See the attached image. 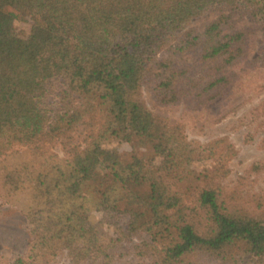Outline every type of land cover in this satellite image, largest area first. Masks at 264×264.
Masks as SVG:
<instances>
[{"label": "trees", "instance_id": "1", "mask_svg": "<svg viewBox=\"0 0 264 264\" xmlns=\"http://www.w3.org/2000/svg\"><path fill=\"white\" fill-rule=\"evenodd\" d=\"M226 11L246 14L264 30V0H0V156L14 146L38 153L97 113L103 132L117 139L150 136L152 121L140 92L151 82L161 104L211 99L224 79L219 61L229 63L241 50L238 33L221 34ZM209 14L218 16L203 32L187 29L175 38L191 20ZM26 16L30 30L23 37L13 22ZM169 132L163 129L153 146L165 169L183 159L180 142ZM101 138L92 137L64 164L38 173L32 184L20 173H2L9 193L29 189L32 197L25 215L28 259L15 264H38V254L56 249L65 251L70 264L107 257L92 210L128 215L129 233L145 228L170 235L164 263L176 264L195 251L221 256L236 246L264 263V220L222 211L216 191L206 188L197 200L212 229L198 234L179 216V199L162 181L144 177L137 158L122 165L115 150L102 148ZM142 181L149 183L144 198L128 188ZM122 198L142 212L120 210ZM147 211L150 219L140 222Z\"/></svg>", "mask_w": 264, "mask_h": 264}, {"label": "rangeland", "instance_id": "2", "mask_svg": "<svg viewBox=\"0 0 264 264\" xmlns=\"http://www.w3.org/2000/svg\"><path fill=\"white\" fill-rule=\"evenodd\" d=\"M226 14L229 16L221 26V34L238 33L241 50L229 63L219 61V75L224 79L210 93L211 99L161 104L153 95L154 82L148 83L140 92V102L150 113V136H135L130 142L117 139L103 132L97 113L93 120L86 117L84 124L63 129L64 132L45 143L38 153H32L28 147L14 146L0 156V176L4 171L17 172L32 184L38 173L55 163L64 164L72 151L85 146L92 137L101 136L102 148L115 150L122 165L137 158L143 164L144 177L150 176L167 186L179 199V216L198 234L207 236L212 229L206 209L199 206L197 200L206 188L216 191L222 211L264 220V30L246 14L234 11H226ZM217 16L194 18L184 30L175 32V38L187 29L197 34L203 32ZM13 28L19 35L27 36L28 16L24 21H14ZM163 129L170 130L173 139L183 148L179 164L166 169L153 149ZM100 186L104 188L105 181ZM128 188L142 198L149 193L146 181ZM117 193L122 192L118 190ZM30 207L33 208L29 189L9 193L0 179V264H15L18 258L28 259L31 236L25 215ZM119 207L120 210H143L136 205L128 206L125 198L121 199ZM90 219L107 246V257L84 264H168L162 262V251L171 241L170 235L162 237L155 234L157 229L150 233L145 228L129 233L126 229L129 217L124 213L112 216L92 210ZM149 219L147 211L140 222ZM236 247L222 252L221 256L195 251L176 264H259ZM36 262L70 264L65 251L60 249L53 255L38 254Z\"/></svg>", "mask_w": 264, "mask_h": 264}]
</instances>
